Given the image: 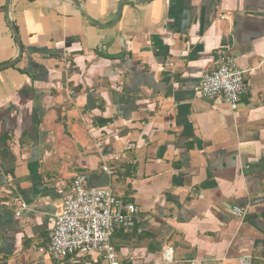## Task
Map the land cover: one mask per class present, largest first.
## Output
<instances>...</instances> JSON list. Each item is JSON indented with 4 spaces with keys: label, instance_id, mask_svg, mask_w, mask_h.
Returning a JSON list of instances; mask_svg holds the SVG:
<instances>
[{
    "label": "crops",
    "instance_id": "obj_1",
    "mask_svg": "<svg viewBox=\"0 0 264 264\" xmlns=\"http://www.w3.org/2000/svg\"><path fill=\"white\" fill-rule=\"evenodd\" d=\"M9 21L0 264H108L39 252L79 175L138 208L118 264H264V0H0V66ZM221 49L236 110L195 92Z\"/></svg>",
    "mask_w": 264,
    "mask_h": 264
},
{
    "label": "built area",
    "instance_id": "obj_2",
    "mask_svg": "<svg viewBox=\"0 0 264 264\" xmlns=\"http://www.w3.org/2000/svg\"><path fill=\"white\" fill-rule=\"evenodd\" d=\"M245 73L237 68L232 55L225 50H218L215 68L201 76L195 92L204 98H220L232 110H236L245 88ZM133 147L134 144L129 143L124 151ZM123 157L116 155L113 160L119 161ZM103 172L113 174L109 166L103 167ZM85 181L82 175L74 178L70 192L63 196L62 210L54 221L49 242L39 252L55 261L96 255L108 264H118L112 237L117 228L132 224L138 208L124 203L112 188H88L85 187ZM24 209L25 205L18 203L16 216L19 217ZM233 212L241 216L239 208H234ZM162 260H172V249L164 250ZM241 263L249 264L244 259Z\"/></svg>",
    "mask_w": 264,
    "mask_h": 264
},
{
    "label": "water",
    "instance_id": "obj_3",
    "mask_svg": "<svg viewBox=\"0 0 264 264\" xmlns=\"http://www.w3.org/2000/svg\"><path fill=\"white\" fill-rule=\"evenodd\" d=\"M9 25H10V28L13 32V35H14V38H15V41H16V44H17V48H18V55L17 57L12 60L11 62L5 64V65H2L0 66V70L2 69H5V68H8V67H11L13 66L20 58L21 54H22V48H21V45H20V41H19V38H18V35H17V32L15 30V28L11 25V22L9 21ZM64 130H66V128L64 127Z\"/></svg>",
    "mask_w": 264,
    "mask_h": 264
},
{
    "label": "rangeland",
    "instance_id": "obj_4",
    "mask_svg": "<svg viewBox=\"0 0 264 264\" xmlns=\"http://www.w3.org/2000/svg\"><path fill=\"white\" fill-rule=\"evenodd\" d=\"M85 187H86V184H85Z\"/></svg>",
    "mask_w": 264,
    "mask_h": 264
}]
</instances>
